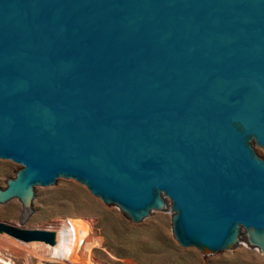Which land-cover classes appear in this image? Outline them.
Listing matches in <instances>:
<instances>
[{"label":"water","instance_id":"water-1","mask_svg":"<svg viewBox=\"0 0 264 264\" xmlns=\"http://www.w3.org/2000/svg\"><path fill=\"white\" fill-rule=\"evenodd\" d=\"M264 0H0V187L73 179L203 256L264 258ZM54 245L55 232L0 221Z\"/></svg>","mask_w":264,"mask_h":264},{"label":"rangeland","instance_id":"rangeland-1","mask_svg":"<svg viewBox=\"0 0 264 264\" xmlns=\"http://www.w3.org/2000/svg\"><path fill=\"white\" fill-rule=\"evenodd\" d=\"M255 150L264 158L262 148L255 145ZM19 167L0 162V187L5 186L6 179L13 177ZM20 209L21 204L16 198L0 204V221L36 228L61 218L70 219L80 229L79 237L83 236L78 256L86 259L84 245L93 241L89 253L95 264H264V258L243 240L232 250L203 257L196 248L182 247L173 239L169 205L164 210H152L139 223H131L117 206L104 204L73 179L58 178L54 185L36 186L33 212L23 223L18 221ZM8 239L14 241L15 246ZM0 243H4L0 244V251L15 264L37 263L38 258L34 255L31 263L26 258L27 242L0 234ZM13 251L20 254H13ZM71 264L83 263L73 260Z\"/></svg>","mask_w":264,"mask_h":264},{"label":"bare ground","instance_id":"bare-ground-1","mask_svg":"<svg viewBox=\"0 0 264 264\" xmlns=\"http://www.w3.org/2000/svg\"><path fill=\"white\" fill-rule=\"evenodd\" d=\"M54 227H56L57 229H53ZM36 228L54 231L56 243L54 245H49V244L43 243L42 241H27V244H25V248H27L28 255H26V258H27L29 263L32 262V256L34 255L35 257L38 258V261L35 264H51V263H48L49 261L60 262L63 264H71L73 262V260H78V261L82 262L83 264H95L93 259L90 256V253H89L90 248L93 245V241H87L84 245V248L87 251V255H86L87 258L81 259L78 256L77 250L82 245L83 236L79 237L80 236V229L77 228L75 226V224L70 219L61 218L57 222H50V223L45 224V227H36ZM0 234L1 235H8V234L2 233V232H0ZM8 236H11V235H8ZM11 237H13V236H11ZM15 239H17V238H15ZM17 240H19V239H17ZM3 241H4V238H3L2 242ZM7 241L9 243H11V245L13 244V246H15V244H16L12 240L8 239ZM19 241H21V240H19ZM22 242H25V241H22ZM28 242H30V243H28ZM31 242H33V243H31ZM7 243H5V244H7ZM0 244H2V243H0ZM2 245H4V243ZM7 245H5V246H7ZM13 246L10 247L11 250L14 249ZM15 248L17 249V246ZM13 254H20V253L13 251ZM0 264H15V263L13 262V260L9 256L4 255L0 251Z\"/></svg>","mask_w":264,"mask_h":264}]
</instances>
